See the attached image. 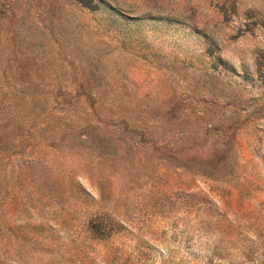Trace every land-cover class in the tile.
<instances>
[{
	"label": "rangeland",
	"instance_id": "rangeland-1",
	"mask_svg": "<svg viewBox=\"0 0 264 264\" xmlns=\"http://www.w3.org/2000/svg\"><path fill=\"white\" fill-rule=\"evenodd\" d=\"M0 264H264V0H0Z\"/></svg>",
	"mask_w": 264,
	"mask_h": 264
},
{
	"label": "trees",
	"instance_id": "trees-1",
	"mask_svg": "<svg viewBox=\"0 0 264 264\" xmlns=\"http://www.w3.org/2000/svg\"><path fill=\"white\" fill-rule=\"evenodd\" d=\"M91 231L101 238H106L110 235V229H108V225L104 221L103 216H97L91 221Z\"/></svg>",
	"mask_w": 264,
	"mask_h": 264
}]
</instances>
